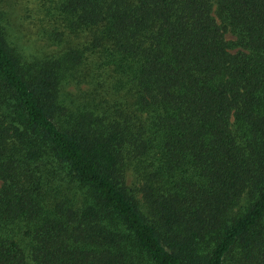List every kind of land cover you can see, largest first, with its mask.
<instances>
[{"label": "trees", "instance_id": "16d2710c", "mask_svg": "<svg viewBox=\"0 0 264 264\" xmlns=\"http://www.w3.org/2000/svg\"><path fill=\"white\" fill-rule=\"evenodd\" d=\"M35 1L53 53L0 10V264H264V0Z\"/></svg>", "mask_w": 264, "mask_h": 264}, {"label": "rangeland", "instance_id": "374dc122", "mask_svg": "<svg viewBox=\"0 0 264 264\" xmlns=\"http://www.w3.org/2000/svg\"><path fill=\"white\" fill-rule=\"evenodd\" d=\"M0 10L8 25L9 37L23 56L30 58L55 51L56 47L48 44L42 35L43 32L40 31L42 27L41 13L35 0H0ZM225 37L231 38L229 34H226ZM70 39L73 43L80 40L79 37H68L69 41ZM86 87L85 82L75 83L73 81L65 84L63 92L75 96ZM128 180L133 179L129 176ZM132 184L136 185L134 181Z\"/></svg>", "mask_w": 264, "mask_h": 264}]
</instances>
